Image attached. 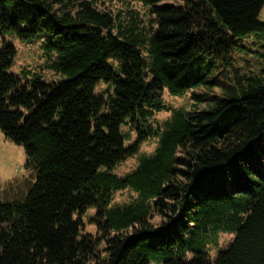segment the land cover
Wrapping results in <instances>:
<instances>
[{"label":"trees","instance_id":"trees-1","mask_svg":"<svg viewBox=\"0 0 264 264\" xmlns=\"http://www.w3.org/2000/svg\"><path fill=\"white\" fill-rule=\"evenodd\" d=\"M0 1V29L45 36L46 67L62 75L12 72L18 51L2 42L0 129L37 177L23 200L0 201V264H264V0H142L149 33L137 19L115 32L98 0ZM251 52L257 72L238 60ZM151 137L155 150L118 174ZM127 188L137 196L114 204ZM92 208L97 234L83 229ZM222 232L234 237L212 257Z\"/></svg>","mask_w":264,"mask_h":264},{"label":"rangeland","instance_id":"rangeland-1","mask_svg":"<svg viewBox=\"0 0 264 264\" xmlns=\"http://www.w3.org/2000/svg\"><path fill=\"white\" fill-rule=\"evenodd\" d=\"M54 5L59 7L60 1L53 0ZM78 0H69V3H76ZM164 3L181 4L180 0H164ZM97 5L100 9L112 13L114 17L115 25L117 26L114 31L118 29H125L131 24L133 19H137L138 31L152 32L158 26V21L155 13L152 11V6L144 3L142 0H98ZM6 6L0 1V13L5 12ZM260 19L264 21V6L260 13ZM134 22V21H133ZM131 28V27H130ZM0 29V48L4 40L12 42L17 48L18 54L16 61L11 71L21 75L22 71L31 72H43V75L47 80H57L62 75L47 66L44 48L45 36L40 35L32 40H24L15 34L4 33ZM146 32V31H145ZM257 41V40H256ZM261 41V40H260ZM43 42V43H42ZM259 40L252 43V47L258 46ZM243 70H254L257 72L261 67V60L258 55L254 53H241L238 58ZM30 78V77H29ZM28 78V79H29ZM109 86L103 82L97 88V93L105 91ZM221 88H216L215 91L220 93ZM164 99L167 103L174 107H183L191 109L196 106L195 100L192 98V93L189 91L186 95H171L167 90L164 91ZM206 103H202L201 106H205ZM171 116V111H160L157 112L153 118L154 123L163 122L165 119ZM123 134L127 137V144L134 143L137 140V132L132 130L130 125L124 124L122 126ZM158 138L151 137L141 144L140 153L127 158L121 165L116 168V172L120 175H124L129 171L133 170L140 160L141 154H150L157 147ZM27 154L24 146L15 143L14 141L7 138L5 133L0 129V201H11V200H23L33 183L36 180L37 172L33 168L27 167ZM137 193L131 189L119 190L115 193L114 204H122L134 199ZM95 208L89 210L83 216V229L84 232H91L97 234V225L90 219V215H93ZM156 221L160 220L161 217L158 214H154ZM234 235L230 232H222L220 234V240L218 246L210 247V254L215 257L218 250L223 247ZM101 248H104L102 243Z\"/></svg>","mask_w":264,"mask_h":264}]
</instances>
